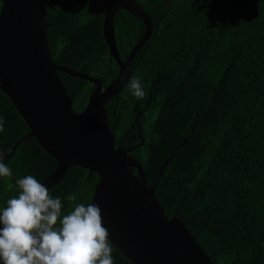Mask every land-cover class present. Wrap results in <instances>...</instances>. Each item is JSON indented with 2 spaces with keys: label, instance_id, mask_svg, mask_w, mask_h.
<instances>
[{
  "label": "trees",
  "instance_id": "obj_1",
  "mask_svg": "<svg viewBox=\"0 0 264 264\" xmlns=\"http://www.w3.org/2000/svg\"><path fill=\"white\" fill-rule=\"evenodd\" d=\"M133 1L153 29L126 84L107 105L115 146L131 147L147 186L178 146L154 192L165 214L183 221L213 264H264V0ZM107 3L46 0L52 60L104 85L118 73L102 35ZM113 25L124 60L144 24L119 9ZM58 76L80 112L94 86ZM133 77L142 83V98L128 87ZM0 119V152L8 154L29 130L1 89ZM0 162L12 171L0 177V209L18 196V179L32 175L39 181L56 166L33 137ZM97 181L95 172L72 166L48 189L61 199L63 215L89 204ZM70 194L75 201H68ZM112 249L114 264H134Z\"/></svg>",
  "mask_w": 264,
  "mask_h": 264
},
{
  "label": "water",
  "instance_id": "obj_2",
  "mask_svg": "<svg viewBox=\"0 0 264 264\" xmlns=\"http://www.w3.org/2000/svg\"><path fill=\"white\" fill-rule=\"evenodd\" d=\"M119 9L144 24V33L124 60L116 46L113 18ZM46 0H2L0 5V89L29 130L13 145L33 137L56 161L39 180L47 188L57 184L72 167L95 172L98 181L90 203L102 210L110 242L134 264H213L182 220L168 218L155 197L159 176L178 146L160 166L150 186L131 147L115 146L107 122V105L130 75L131 62L150 36L153 24L133 0H108L102 35L118 66L114 79L100 78L56 64L47 41ZM58 72L89 81L94 89L80 112L60 81ZM135 170V172H134Z\"/></svg>",
  "mask_w": 264,
  "mask_h": 264
},
{
  "label": "clouds",
  "instance_id": "obj_3",
  "mask_svg": "<svg viewBox=\"0 0 264 264\" xmlns=\"http://www.w3.org/2000/svg\"><path fill=\"white\" fill-rule=\"evenodd\" d=\"M136 98L144 96L141 81L128 84ZM0 119V131H3ZM3 154H0V160ZM11 169L0 162V177ZM20 192L0 209V264H114L110 232L104 226L98 204H76L62 215L60 198L34 176L18 179ZM69 202L75 195L67 197Z\"/></svg>",
  "mask_w": 264,
  "mask_h": 264
},
{
  "label": "flooded vegetation",
  "instance_id": "obj_4",
  "mask_svg": "<svg viewBox=\"0 0 264 264\" xmlns=\"http://www.w3.org/2000/svg\"><path fill=\"white\" fill-rule=\"evenodd\" d=\"M114 79V78H113Z\"/></svg>",
  "mask_w": 264,
  "mask_h": 264
}]
</instances>
